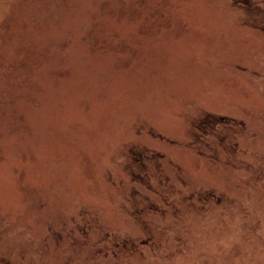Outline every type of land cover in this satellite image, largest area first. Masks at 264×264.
Listing matches in <instances>:
<instances>
[{
  "label": "rangeland",
  "instance_id": "rangeland-1",
  "mask_svg": "<svg viewBox=\"0 0 264 264\" xmlns=\"http://www.w3.org/2000/svg\"><path fill=\"white\" fill-rule=\"evenodd\" d=\"M245 1L0 0V264H264Z\"/></svg>",
  "mask_w": 264,
  "mask_h": 264
},
{
  "label": "trees",
  "instance_id": "trees-1",
  "mask_svg": "<svg viewBox=\"0 0 264 264\" xmlns=\"http://www.w3.org/2000/svg\"><path fill=\"white\" fill-rule=\"evenodd\" d=\"M257 1H261V0H257ZM251 2H253V0H246L245 3L249 6H252V4H250ZM212 120L210 119L209 123L211 122ZM207 123V122H206ZM211 125V124H210ZM202 140V139H201ZM202 142V141H201ZM218 205L221 203V199H219L218 197H215L213 196L212 198H209V197H203V199L201 197H199L197 199V204H198V208L202 210H205V208L207 207H210V205L212 204H217ZM135 250V246H133L131 248V252ZM137 250V249H136Z\"/></svg>",
  "mask_w": 264,
  "mask_h": 264
}]
</instances>
